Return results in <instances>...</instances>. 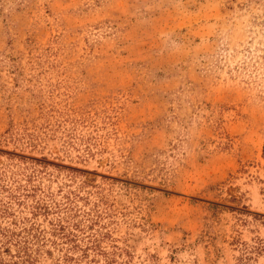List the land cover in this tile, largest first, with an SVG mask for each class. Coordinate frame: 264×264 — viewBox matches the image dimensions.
Wrapping results in <instances>:
<instances>
[{"label": "rangeland", "instance_id": "1", "mask_svg": "<svg viewBox=\"0 0 264 264\" xmlns=\"http://www.w3.org/2000/svg\"><path fill=\"white\" fill-rule=\"evenodd\" d=\"M0 264H264V0H0Z\"/></svg>", "mask_w": 264, "mask_h": 264}]
</instances>
